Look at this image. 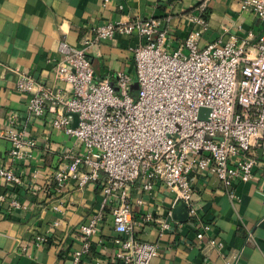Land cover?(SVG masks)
Here are the masks:
<instances>
[{"label": "built area", "instance_id": "obj_1", "mask_svg": "<svg viewBox=\"0 0 264 264\" xmlns=\"http://www.w3.org/2000/svg\"><path fill=\"white\" fill-rule=\"evenodd\" d=\"M240 7L262 22L253 43L229 32L225 40L200 46L198 39L207 27L203 1L198 13L189 17L197 26L176 48H167L168 30L160 19L130 17L96 25L82 45L58 42L60 57L53 69L65 82L63 90L18 72L15 85L29 94V113L37 117L52 113L51 124L80 141L79 151L63 155L66 159L52 170V178L57 190L70 181L77 186L88 182L100 186L102 206L109 208L116 232L111 264H151L158 252L156 242L133 232L130 187L137 179L140 191L151 190L155 182L172 188L198 238L210 229L211 221L198 215L192 171L214 174L231 195L238 182L254 175L264 179V0H240ZM115 32L141 38L132 47L134 76L117 71V87L107 78H94L86 53L93 40L110 38ZM134 78L138 82L135 94L131 92ZM200 107L207 111L201 112ZM72 112L77 115L76 124ZM24 133L16 117L2 131L7 153L16 163L35 145V139ZM0 178L7 185L0 201L10 208L22 206L19 168L0 164ZM101 219L98 212L80 223L83 241L73 251L72 263L89 251L90 237L97 233ZM144 219L156 221L151 212ZM157 223L160 230L170 227L166 220ZM35 240H46V235L36 234ZM209 242L221 244L215 238Z\"/></svg>", "mask_w": 264, "mask_h": 264}, {"label": "crops", "instance_id": "obj_2", "mask_svg": "<svg viewBox=\"0 0 264 264\" xmlns=\"http://www.w3.org/2000/svg\"><path fill=\"white\" fill-rule=\"evenodd\" d=\"M203 1L207 27L198 39L200 46L225 40L229 32L249 43L256 40L262 22L242 9L240 0H0V164L18 167L23 180L18 190L22 206L10 208L0 201V264H74L72 253L83 241L78 227L98 212L102 213L98 231L76 264H111L115 250L116 232L109 208L102 206L100 186L93 182L77 186L70 181L57 190L52 170L65 161L63 155L79 151L80 141L54 127L52 113L42 117L29 113V94L15 85L18 72H28L53 89L63 90L65 82L53 69L54 60L60 57L58 42L64 39L82 45L96 25L130 17L160 19L168 30L167 48H176L197 26L189 17L198 13ZM140 40L138 35L115 32L89 43L86 53L94 78H107L117 87V71L134 76L132 47ZM12 117L24 126L25 135L35 139L18 163L8 155V141L2 135ZM191 182L199 217L211 221L201 238L196 237L185 205L172 188L155 182L151 190L140 191V179L130 187L133 232L158 245L151 264H264V179L254 175L238 182L234 195L207 171H192ZM6 189L0 178V192ZM139 197L141 203L136 202ZM147 212L156 221L145 220ZM57 219L61 222L55 226ZM157 220H166L170 227L160 230ZM39 233L46 240L36 241ZM210 238L221 244L210 243Z\"/></svg>", "mask_w": 264, "mask_h": 264}, {"label": "water", "instance_id": "obj_3", "mask_svg": "<svg viewBox=\"0 0 264 264\" xmlns=\"http://www.w3.org/2000/svg\"><path fill=\"white\" fill-rule=\"evenodd\" d=\"M207 111V108H205V107H200V111L202 112V111ZM72 114V116H73V124H76V122H77V115H76V113L75 112H72L71 113ZM177 205V203L174 205V208L176 209L177 207H178V205Z\"/></svg>", "mask_w": 264, "mask_h": 264}, {"label": "rangeland", "instance_id": "obj_4", "mask_svg": "<svg viewBox=\"0 0 264 264\" xmlns=\"http://www.w3.org/2000/svg\"><path fill=\"white\" fill-rule=\"evenodd\" d=\"M137 87H138V82H137V79H135V81L133 82V93L136 92Z\"/></svg>", "mask_w": 264, "mask_h": 264}]
</instances>
